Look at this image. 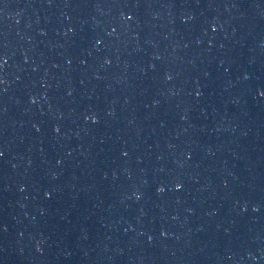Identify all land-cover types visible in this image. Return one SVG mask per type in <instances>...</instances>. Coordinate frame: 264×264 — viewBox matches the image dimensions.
I'll return each instance as SVG.
<instances>
[{
	"label": "water",
	"instance_id": "obj_1",
	"mask_svg": "<svg viewBox=\"0 0 264 264\" xmlns=\"http://www.w3.org/2000/svg\"><path fill=\"white\" fill-rule=\"evenodd\" d=\"M0 264H264V0H0Z\"/></svg>",
	"mask_w": 264,
	"mask_h": 264
}]
</instances>
